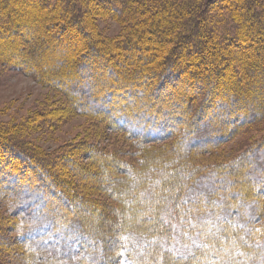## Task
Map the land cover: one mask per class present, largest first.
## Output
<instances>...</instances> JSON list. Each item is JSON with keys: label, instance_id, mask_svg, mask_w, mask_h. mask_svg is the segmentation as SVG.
<instances>
[{"label": "trees", "instance_id": "trees-1", "mask_svg": "<svg viewBox=\"0 0 264 264\" xmlns=\"http://www.w3.org/2000/svg\"><path fill=\"white\" fill-rule=\"evenodd\" d=\"M196 1L0 0L1 63L7 59L11 69L46 84L79 115H104L133 135L137 149L148 137L179 142L176 159H161L159 166L151 163L154 157L143 159L152 169L142 185L148 175H158L148 189L120 191L121 214L132 226L111 230L95 227L86 215L91 205L66 194L65 179L54 170L57 160L0 128V188L9 194L0 201L16 213L15 233L29 252L28 263L264 264V140L252 144L245 158L216 163L197 176L183 168L200 159L192 150L210 153L241 127L264 119V0H207L199 12ZM97 3L128 22L123 42L134 54L114 52L93 37L87 23ZM166 17L168 26L162 24ZM21 31L30 45L17 42ZM146 32L157 47H174L157 65V47L143 44ZM61 44L69 52L63 60L51 65L38 59L48 47L62 55ZM240 61L244 85L235 79ZM183 74L201 96L187 98V86L180 85L163 99L151 88L154 83L164 92V81ZM166 183L169 194L162 190Z\"/></svg>", "mask_w": 264, "mask_h": 264}, {"label": "rangeland", "instance_id": "rangeland-1", "mask_svg": "<svg viewBox=\"0 0 264 264\" xmlns=\"http://www.w3.org/2000/svg\"><path fill=\"white\" fill-rule=\"evenodd\" d=\"M206 1L197 0L196 5H194V8L196 6L195 11L199 12ZM19 5V3L13 4V7ZM7 13L11 15L9 11ZM89 18L91 24L87 23V27L97 42L103 44L101 40L105 41L108 43L106 44L107 47L115 49L114 52L122 50L121 52L124 54H134V51L124 46L123 42L125 41L124 37L128 35V27L125 30V25L127 26L128 22H122L117 15L103 9L98 3L95 6L92 5ZM164 20L162 24L168 26L170 18L166 17ZM179 22L181 24V20L177 23ZM176 34L169 35L168 38L172 39ZM144 35L146 37L143 44H151V46L157 47L155 43L158 40L154 36L150 38L151 33L146 32ZM15 36L17 42L19 41L22 45L31 44L30 41L28 43L25 40L23 31L15 34ZM218 37L220 36L218 35ZM60 47H62L61 51L66 48L65 44H61ZM172 48L174 47L171 44L158 46L159 58L154 61L153 65H157L160 59L171 52ZM49 49L50 47H48V51ZM77 50H79L78 47L74 48V53H77ZM48 51L45 49L43 54L39 53L37 56L39 60H44L46 64L50 63L51 65H55V62L63 60V57L69 55L66 50H63L62 55L58 52L52 54ZM255 52L259 53L258 51ZM3 60V63L0 62L1 131L6 136H10V134L16 137L20 136L18 139L24 142L31 151L57 160L54 170L57 169V173L63 180L65 179L62 188L68 196L70 193L71 196L69 197H73L74 194L78 195L83 198L81 201L84 204L91 205L92 212H86V215L95 227H110L111 230L119 228L121 224L122 228L131 227L132 221L121 214L125 199L121 198L120 191L127 188L134 189V191L140 188L148 189L149 185L155 181H153L154 175H158V172H155L154 175H148L147 182L142 185L145 172L152 169V165L147 167L145 162L143 164V159L150 160L151 157H154L153 159H157V161L151 163H154L155 166L160 165L159 160L161 159H176L179 156V150L176 151L175 149L179 144L178 140L171 137L162 138L164 140L148 141L152 138L148 137L147 142L139 141V144L144 146L137 149L136 141L131 138L133 135L128 131L119 130L115 123L103 119L102 116L104 115H99L100 118L79 115L64 96L27 73L11 69L7 65L8 60ZM257 62L260 63L258 59ZM235 65L238 68V74L235 77L236 83L244 85L243 81L246 77H242V74L246 71L241 61ZM36 67L37 69L40 68L38 65ZM178 76L171 81L167 79L163 82V85L168 86V90H163L164 92L158 91L154 83L151 88H154L153 90L163 99L167 95L171 97V92L176 91L180 85H182L181 87L187 86L188 89L185 88L184 90L187 98L201 96V88L197 85H191L186 78L187 74L181 75L182 79H177ZM225 80L227 82V79ZM221 83L225 86L224 81ZM142 86L139 85V87ZM249 88L248 90H250ZM198 101L199 99L196 101L199 104ZM185 125L181 124L179 128H183ZM244 128L241 127L239 131L229 136L217 149L210 153H201L197 149L192 150L191 154L199 153L201 157L195 161L193 159L191 166L185 165L183 167L185 172L189 173L190 171L192 173L195 171L197 176L216 163L231 164L237 161L235 158H245L252 144L255 145L264 140V119L246 130ZM185 178L187 176H183V180ZM167 184L163 185L162 188L165 194L170 193L169 188H166ZM69 189H72L71 192ZM7 195L9 196L4 189L0 188V200ZM139 196H134L135 200L139 203L145 201ZM155 198L157 202L163 201L158 195H155ZM260 198L264 204V195ZM3 205L0 201V264H30L28 263L29 252L25 248L26 246L23 247L22 244H19L16 237L15 228L18 226V219L14 217L16 213ZM132 207L129 208V212H134ZM26 245L30 246V244Z\"/></svg>", "mask_w": 264, "mask_h": 264}, {"label": "bare ground", "instance_id": "bare-ground-1", "mask_svg": "<svg viewBox=\"0 0 264 264\" xmlns=\"http://www.w3.org/2000/svg\"><path fill=\"white\" fill-rule=\"evenodd\" d=\"M258 39V38H257ZM264 39V38H263ZM161 45V44H160Z\"/></svg>", "mask_w": 264, "mask_h": 264}]
</instances>
